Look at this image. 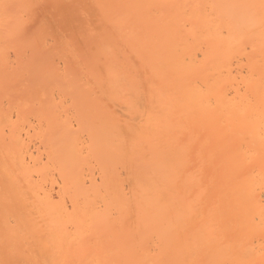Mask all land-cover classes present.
I'll return each mask as SVG.
<instances>
[{"label": "bare ground", "instance_id": "bare-ground-1", "mask_svg": "<svg viewBox=\"0 0 264 264\" xmlns=\"http://www.w3.org/2000/svg\"><path fill=\"white\" fill-rule=\"evenodd\" d=\"M0 264H264V0H0Z\"/></svg>", "mask_w": 264, "mask_h": 264}]
</instances>
